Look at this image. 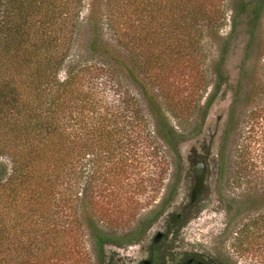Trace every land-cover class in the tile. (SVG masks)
<instances>
[{
    "label": "trees",
    "instance_id": "16d2710c",
    "mask_svg": "<svg viewBox=\"0 0 264 264\" xmlns=\"http://www.w3.org/2000/svg\"><path fill=\"white\" fill-rule=\"evenodd\" d=\"M83 2L0 0V156L10 163L8 174L0 170V264L65 259V238L76 253L83 226L102 252L111 241L96 224L97 194H118L123 176L164 164L155 133L175 153L183 140L149 84L173 57L192 58L201 39L195 24L209 21L210 10L194 0H90L85 49L71 57ZM263 17L264 0H241L232 33L242 22L253 35ZM225 81L218 71L206 106L223 96ZM263 113L251 108L243 118L262 125ZM238 146L237 179L264 190L262 154L243 139ZM111 174L120 180L110 184ZM239 232L237 248L264 251V209Z\"/></svg>",
    "mask_w": 264,
    "mask_h": 264
},
{
    "label": "rangeland",
    "instance_id": "374dc122",
    "mask_svg": "<svg viewBox=\"0 0 264 264\" xmlns=\"http://www.w3.org/2000/svg\"><path fill=\"white\" fill-rule=\"evenodd\" d=\"M240 1L194 0L196 7L210 10L209 21L200 22L198 26L195 24L201 29L196 52L192 58L184 60L177 61L173 57L165 69L155 72L151 78L149 90L156 95L167 122L182 135L183 140L177 144L175 153L155 133L158 156H163L164 164L157 167L145 164L126 176L122 175V185L119 183L114 188L119 190L118 194L111 195L109 190L97 194L95 201L99 211L96 224L102 234L111 242L131 240L120 246L119 249H123L118 252L120 254H128L129 257L135 255L138 250L134 245L142 238L144 230L145 234H150L158 226L151 219L165 205L175 204L178 200L187 180L189 148L194 140L202 136L206 127H211L217 130L213 146L216 172L212 179L217 194L212 208L187 225L179 237H175L177 252L194 250L218 264H264V251L251 246L243 250L236 247V238L242 226L264 209V190L256 191L242 179L238 180L234 164L236 150L242 139L243 143L250 142L254 154H262L261 160H264V124L256 121L246 124L243 118L251 108L264 111V52L261 47L264 17L252 37L242 22L232 33L233 12ZM89 2H83L81 26L75 36L71 57L85 49L88 39L85 17ZM117 49L121 54L124 53L122 48ZM218 71L226 77L221 86L223 96L206 106L216 84ZM121 78L127 85L126 89L137 91L128 83L127 77ZM235 98L232 126L227 132L229 112ZM217 115L221 119L216 125ZM240 128L243 130L241 135ZM149 129L154 130L152 119ZM9 167V159L0 156V170L5 169L8 174ZM120 178V174H111L109 183L113 184ZM95 239L83 226L78 251L70 254L67 248L72 242L65 238L67 257L57 258L47 264H102L103 258L111 254L114 246L106 242L103 251L99 252ZM135 260L131 258V261Z\"/></svg>",
    "mask_w": 264,
    "mask_h": 264
},
{
    "label": "flooded vegetation",
    "instance_id": "af4514ba",
    "mask_svg": "<svg viewBox=\"0 0 264 264\" xmlns=\"http://www.w3.org/2000/svg\"><path fill=\"white\" fill-rule=\"evenodd\" d=\"M220 119L221 116L217 115L216 125ZM207 130L208 133H206ZM216 135V128L206 127L202 136L193 141L187 155V180L183 185L182 193L175 204L165 205L151 219L158 226L150 234L149 232L145 234L144 230L142 238L134 245V248L137 247L138 250L134 253L135 255L129 257L128 254L118 253L123 250L119 249L120 246L131 240L114 241L109 243L114 248L110 255L103 258L102 264H218L211 258L200 256L194 250L184 249L177 252L175 245V237H179L180 232L187 225L193 223L213 206L217 194L216 185L212 182L216 172V160L213 157ZM200 166L202 167L200 183L196 188L195 170ZM131 258L136 260L131 261Z\"/></svg>",
    "mask_w": 264,
    "mask_h": 264
},
{
    "label": "water",
    "instance_id": "95a60500",
    "mask_svg": "<svg viewBox=\"0 0 264 264\" xmlns=\"http://www.w3.org/2000/svg\"><path fill=\"white\" fill-rule=\"evenodd\" d=\"M206 133H208V130L206 131ZM201 166L196 168V177H197V185L196 188H198L199 183H200V176H201Z\"/></svg>",
    "mask_w": 264,
    "mask_h": 264
}]
</instances>
